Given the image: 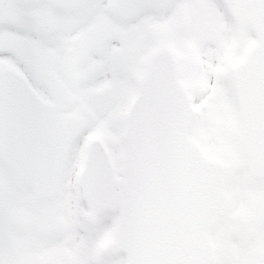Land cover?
Here are the masks:
<instances>
[{"label":"snow or ice","instance_id":"obj_1","mask_svg":"<svg viewBox=\"0 0 264 264\" xmlns=\"http://www.w3.org/2000/svg\"><path fill=\"white\" fill-rule=\"evenodd\" d=\"M190 179L264 193V0H0V264H264V212L213 196L221 249L146 244Z\"/></svg>","mask_w":264,"mask_h":264},{"label":"rangeland","instance_id":"obj_2","mask_svg":"<svg viewBox=\"0 0 264 264\" xmlns=\"http://www.w3.org/2000/svg\"><path fill=\"white\" fill-rule=\"evenodd\" d=\"M217 124L221 129L230 130L236 132L237 126L234 118L225 111L222 115L214 117ZM198 143L201 145L202 150L210 159H216L222 161L224 164H229L233 167V170L238 169L241 165V153L234 148L221 134L214 140L208 136L201 138ZM226 193L228 204L227 207L234 209L232 213V220L237 226L249 225V202L254 197V192H242L239 188H231L226 183ZM246 201V202H245ZM214 251L223 247L224 241L217 236L216 238H210ZM107 243V242H106Z\"/></svg>","mask_w":264,"mask_h":264},{"label":"water","instance_id":"obj_3","mask_svg":"<svg viewBox=\"0 0 264 264\" xmlns=\"http://www.w3.org/2000/svg\"><path fill=\"white\" fill-rule=\"evenodd\" d=\"M224 172H228L229 171V168H225L224 170H222ZM223 182L224 181H221L220 184L223 186ZM257 206H259L260 210L262 212H264V199H263V196L261 194H259L257 196V198L252 202V213H251V219H250V223L253 222V220L255 219V214H256V209H257Z\"/></svg>","mask_w":264,"mask_h":264}]
</instances>
